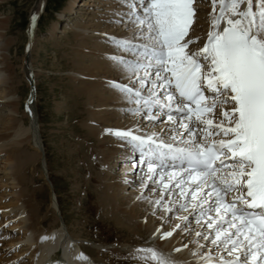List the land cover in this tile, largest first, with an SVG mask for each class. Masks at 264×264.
I'll return each instance as SVG.
<instances>
[{"label":"snow or ice","instance_id":"obj_1","mask_svg":"<svg viewBox=\"0 0 264 264\" xmlns=\"http://www.w3.org/2000/svg\"><path fill=\"white\" fill-rule=\"evenodd\" d=\"M194 2L120 0L127 10L115 22L130 35L108 40L131 58L110 59L129 83L111 86L132 115L151 124L166 117L171 135L105 131L130 146L133 166L138 153L142 189L160 186L153 214L186 213L161 240L185 224L192 236L194 220L196 264H264V0H211L202 40L191 34ZM136 253L144 264H177L152 247Z\"/></svg>","mask_w":264,"mask_h":264},{"label":"rangeland","instance_id":"obj_2","mask_svg":"<svg viewBox=\"0 0 264 264\" xmlns=\"http://www.w3.org/2000/svg\"><path fill=\"white\" fill-rule=\"evenodd\" d=\"M36 1L0 0V18H8L9 21L5 26L7 28L1 31L4 37L0 40V54L4 55L5 59L0 62V68H4L1 74L8 80L3 84L4 87L10 86V89H12L10 90V99L20 100L21 102V109H19L18 114H15L17 118L26 111L25 99L30 94V84L24 73V60L27 56L30 39L27 31V28H30V11L36 5ZM45 1H43L39 10V17L34 24L33 42L31 41V50L28 54L29 57L31 56L30 63L32 67L29 66V70L35 83L34 101L37 108L39 133L43 145L41 149L44 150V156L37 157V160L29 162L20 176L26 178V184H28L30 191L28 196L33 197V204L36 207L38 204L40 208H43H41L40 217L42 215L46 217L40 221V227L43 229L61 227V215L65 220L71 238L77 240L84 250L87 251L88 249V252L91 253L94 259L98 260L99 264L141 263L143 259L139 258L136 250L145 248L151 235L148 232L141 235L132 234L117 223L114 218L112 219L110 214V217H108L99 195L103 184L118 180V175H120V178L121 176L125 178L129 172L142 175L138 181L133 180V175L124 180L127 184L128 181L134 182L132 190L137 191L145 173L138 168L136 163L133 166L132 149L130 151V147L125 142L123 143L129 150L123 145L118 146L115 141V149H121L122 151L114 153L106 164L96 160L95 147H92V142L96 139L93 136L87 138L88 133L85 129L86 122L92 117L90 112L93 108H91V105L81 102L84 99L80 94L74 96L76 92H79V90L74 92L75 86H78L79 83H75L69 75L73 71L74 50L80 48L75 43L81 37L77 35L80 34L78 33L79 28H75L76 31L69 28L70 22L77 20V24L81 26L83 24L88 25L90 19L94 18L95 15L97 18L107 16L106 18L110 19L113 17L118 18V16L113 15L112 17L104 14L107 11L101 9V7H95L101 5V3L95 1H90L92 5L87 7L83 4L84 0H74L70 9L66 8L69 0H47L46 3ZM105 1L109 2V0ZM101 2L108 3L104 0H101ZM196 3L200 7L209 6V2L206 3L203 0H195L194 6L198 7ZM111 4L114 3H110L109 6H112ZM121 5L120 3L118 8H122L123 5ZM103 7L106 8V6ZM92 11L96 12L93 13ZM91 12L94 16L91 15ZM97 12H101V15H98ZM198 14L202 15V18L204 17L202 11L196 15ZM198 20H200V17L195 16L194 22ZM95 21L98 20L94 18L93 22ZM106 21L107 19L100 20L99 32H104L105 25L102 26V24ZM109 24L112 26L110 25L108 30H114L115 25L112 20L109 21ZM53 25H56L55 31L51 33L50 28ZM120 27L122 34L124 33L121 37H125V31L128 29H126L124 23H121ZM121 29L117 30V34L120 33ZM90 30L91 27L85 30L87 35L96 33V29ZM103 35L105 36L101 43L106 44L109 35L106 33H103ZM82 36L85 37L84 34ZM7 42H9V45L5 46L4 44ZM81 51L86 55L91 54L89 47L82 48ZM104 52H106V56L110 57L118 55L131 58L129 53L125 54L123 51H118L114 44ZM7 67H9V70H7ZM80 77L84 78L83 75H80ZM3 102H0V115L2 114V116L8 113V108ZM164 120L166 119L162 118L159 122H156L157 126L160 127L161 125V128H164ZM6 122L7 118H0V130H5L3 127L4 125L7 126L8 123ZM24 123H28L27 118H24ZM12 145L13 142L10 141L4 148H10ZM22 146L27 149H24L26 154H30L34 149L31 146V148L29 147L28 142H23ZM126 150L129 154L131 153L130 157L120 155ZM5 155L6 153L0 154V264H32L31 249L26 248V246L33 245L35 233L30 234V236L29 234L25 235L22 232V226H15L16 224H14L17 221L12 216L11 210L16 208H10L9 205L16 202L18 196L13 191L18 187L12 185L11 181L7 179L9 166L7 163L1 162L4 159L2 157ZM43 157L46 174L43 172ZM119 165H128L129 169H126V167L120 172L121 167L119 169ZM103 170L111 171L106 174V171L104 173ZM26 184L23 185L24 188ZM32 192H34L33 196L31 195ZM123 193L124 191L120 195H123ZM35 210L37 208H34ZM142 221L144 222V219Z\"/></svg>","mask_w":264,"mask_h":264},{"label":"bare ground","instance_id":"obj_3","mask_svg":"<svg viewBox=\"0 0 264 264\" xmlns=\"http://www.w3.org/2000/svg\"><path fill=\"white\" fill-rule=\"evenodd\" d=\"M43 1L44 0H37L36 5H34V8L30 11V28L28 29L30 43L28 45L26 54L27 56L24 60V73L26 74V79L29 78L31 74L29 70V66L32 65L30 63L31 56L29 57L28 54H30L31 50L30 44L33 38L32 32L34 24L39 17V10L41 9ZM73 1L74 0H69L67 2V9H70L72 7ZM90 1H95L99 4L101 3L100 6L95 7H101V9H105L107 12L104 14L110 15L112 17L113 15L115 16V13L117 12L126 11V8H118V6H120L119 0H109L110 3H114L111 4L112 6H109L110 3L105 0L104 2L108 3H103L101 2V0H84L83 4L89 7L90 5H92ZM204 1L209 2V4L211 3V0ZM103 6H106V8ZM210 11L211 5H209V7L205 6L202 9L204 17L202 18V15L199 14L196 15V17L198 18L200 17V20L194 22L193 27L195 28V32L191 34L193 36L200 35L201 40L206 37V32L208 29V13ZM92 12L91 15L94 16ZM97 14L101 15V12H97ZM33 16H35V19L32 18ZM106 17L107 16H100L97 18L95 15L94 18L98 21L93 22L94 18L92 17L88 25L83 24L80 26L79 24H77V20L75 21L76 23L73 21L72 23L70 22L69 25V28H72L73 30L75 28H79L80 30L78 31V33L80 34L77 35L81 36L75 43L80 47V50H74V58L72 63L73 71L69 74L74 79L75 83H79L78 86H75L74 88V92H76L77 90H79V92H76L74 96L80 94V96L84 99L81 102H85L88 105H91V108H93L90 112L92 117H90V120L86 122L85 129L88 133L87 138L88 136L95 137L96 140L93 142L91 141L93 145L92 147H95L94 151L96 153V160L98 162H102L103 164L108 163L113 154H116L121 150L115 149V141L117 142L116 144L118 146L123 145V147H125V143H123L124 141H121L116 136L109 134L105 131L106 129L127 130L139 128L141 133H159L161 135V138L163 139H168V137L171 135V133L168 132L165 127L161 128V125L159 127L156 123L151 124L147 121H143L139 116L132 115L131 112L128 111V109L133 105H129L124 94L111 86V82L113 81H119L122 84H128L129 81L126 76L115 66L114 62L110 59L111 57L105 55L106 52H104V50H106L107 48H111L113 44L109 40L106 41V44L101 43L103 41V37L105 36L103 35V33L108 34L109 37H121L124 34H122V29L120 27L121 23L123 22H115L116 20L120 19V17H113L111 19ZM104 19H107V21L102 24V26L105 25V30L104 32H99L98 30L101 26L100 20ZM110 20H112V22L114 23L115 29L113 28L114 30L109 31L108 27L111 25L109 24ZM8 22V18H0V40H2V38L4 37V34L1 33V31L2 29L7 28L5 26L8 24ZM55 26L56 25H53L50 28L51 33L55 31ZM90 27V31L96 29L95 34L87 35V32L85 30ZM118 29H121L119 34H117ZM125 32L126 35L130 34L129 30ZM81 34H84L85 37H83ZM4 45H9V42L5 43ZM88 47L89 50H91V54L86 55L83 51H81V49ZM98 51L100 52L98 53ZM128 58L129 57H126V59ZM4 59L5 56L0 54V62L4 61ZM3 70L4 68H0V102L2 103L4 101L3 103H5V106H7V111L9 114L7 113V116L4 114L3 116L2 114L0 115L4 119L7 118L6 123H8L7 126L4 125V131L0 130V154L6 153V155L2 157L4 159H2L1 162L8 164L9 173L7 179L11 181L12 185L18 187L17 189H14L15 191H13L16 192V195L18 196L16 198V202L9 205L10 208H16L11 210V212L13 213L12 216H14L17 221L14 224H16L15 226H22L21 229H23L22 232L25 235L29 234L30 236V234L35 233L33 236V245L26 246V248L31 249L30 255L33 257L32 264H99L98 260L94 259L91 253L88 252V249L87 251L84 250L77 242V240H75L73 237L71 238L65 220L61 215V227H47L45 229L40 227V221H42L46 217L45 215H42V217H40L41 210L43 208L41 207V209L40 205L38 204L37 207L33 204V197L30 198L28 196V193L30 191L28 184H26V178L20 176L24 172V168L27 164H29V162L37 160V157L41 158V156H44V150L41 149V138L39 133L40 127L38 123L39 121L37 108L34 101L35 96L33 93L30 98L26 100V111L22 113L19 118H17L15 114L19 113V109H21V102L20 100L15 101L10 99V90L12 89H10V86H7L5 88L3 85L5 82H8V80H6V78H4L1 74ZM7 70H9V67H7ZM80 75H83L84 78L80 77ZM9 78L11 77L9 76ZM24 118L28 119L27 124L24 123ZM165 121L166 120H164V125ZM10 141L13 142V145L10 148H4V146L7 145V143H10ZM23 142H28L29 147L31 146L34 148L30 154H26L24 152L25 148L22 146ZM128 147L130 146L128 145ZM120 155L130 157L131 153L129 154L126 150L120 153ZM43 162V172L46 174L44 157ZM118 168L121 170L120 172H122L125 168L129 169L128 165H119ZM140 168H142V166H140ZM104 171H106V174H108L111 170H103V172ZM132 175L134 177V181H138L142 176L140 174L136 175L129 172L125 176V178H122V176L120 178V175H118V180L102 185V190L99 198L104 210L108 213L107 216L110 217V214L112 216V219L114 218L117 223L125 227L127 231L131 232L132 234L141 235L148 232V234L151 235V238L148 239L149 242H147L145 246L160 250L166 254H170L177 261V264H196V259L191 255L190 252V250L195 248V244L190 243V241L195 239L194 232L199 231L200 226L197 225L193 220L190 225L193 231L192 236H189L185 233L184 227H188V225L185 224L184 227L173 232L172 236L161 240L159 237L164 231L171 230L176 223H180V221L176 219V216L185 215L186 213H177L178 211H176L169 214L168 217H163L162 211L157 210L155 214H153L154 209L151 202H154L155 199L159 198V185H154L152 181H148L147 186L143 187L142 189V183L145 178L144 175L141 184H139V189H137V191H133L132 188L134 187V182L128 181V184L127 182H124V180L132 177ZM24 184H26L25 188L23 187ZM154 187L157 189L156 191L152 190ZM128 188H130V190H128ZM123 191V195H120V193ZM31 195L33 196L34 192H32ZM54 200L55 202H57L55 198ZM34 208H37V210L34 211ZM143 219L144 222L142 221ZM53 224H55V222H53ZM158 228L160 229L159 233L156 232V229ZM201 242L207 243L204 241ZM184 244H188V248H184ZM176 248H179L180 251H173ZM203 251H208V248H205ZM81 256L83 257V259H78V257ZM136 264H144V261Z\"/></svg>","mask_w":264,"mask_h":264}]
</instances>
